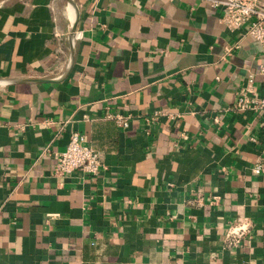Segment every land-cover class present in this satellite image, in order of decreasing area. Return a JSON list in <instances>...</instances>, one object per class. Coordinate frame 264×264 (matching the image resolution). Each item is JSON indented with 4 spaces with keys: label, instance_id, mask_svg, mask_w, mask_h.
Instances as JSON below:
<instances>
[{
    "label": "crops",
    "instance_id": "1",
    "mask_svg": "<svg viewBox=\"0 0 264 264\" xmlns=\"http://www.w3.org/2000/svg\"><path fill=\"white\" fill-rule=\"evenodd\" d=\"M74 2L64 74V0H0V264H264L260 43L210 0ZM71 131L97 173L53 174Z\"/></svg>",
    "mask_w": 264,
    "mask_h": 264
},
{
    "label": "built area",
    "instance_id": "2",
    "mask_svg": "<svg viewBox=\"0 0 264 264\" xmlns=\"http://www.w3.org/2000/svg\"><path fill=\"white\" fill-rule=\"evenodd\" d=\"M210 4L219 7V19L228 29H241L260 43L264 53V3L258 0H210ZM232 46L235 45L227 46L225 52L229 53ZM258 72L264 84V64L258 66ZM232 108L236 110L264 109V92L257 95L253 91L247 93L243 89L239 90ZM106 117L113 119L120 127H126L128 122L127 117L119 114H106ZM54 158L53 174L56 176H62L74 169L95 174L101 166L99 153L86 144L84 135L77 131L69 133L64 149L54 153ZM262 167V163L258 162L252 168V172L258 174ZM247 229L248 223L245 221L229 225L225 234L226 244L236 245Z\"/></svg>",
    "mask_w": 264,
    "mask_h": 264
},
{
    "label": "water",
    "instance_id": "3",
    "mask_svg": "<svg viewBox=\"0 0 264 264\" xmlns=\"http://www.w3.org/2000/svg\"><path fill=\"white\" fill-rule=\"evenodd\" d=\"M65 2V16H66V26H65V42L67 47V58H66V65H65V72L71 66L72 63V55H73V45H74V35H75V25L78 18L77 7L74 0H64ZM70 13V16H69ZM29 81H47L50 79H24ZM10 83L9 80L0 79V85H5Z\"/></svg>",
    "mask_w": 264,
    "mask_h": 264
},
{
    "label": "bare ground",
    "instance_id": "4",
    "mask_svg": "<svg viewBox=\"0 0 264 264\" xmlns=\"http://www.w3.org/2000/svg\"><path fill=\"white\" fill-rule=\"evenodd\" d=\"M69 16H70V13H69Z\"/></svg>",
    "mask_w": 264,
    "mask_h": 264
}]
</instances>
